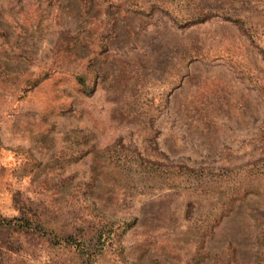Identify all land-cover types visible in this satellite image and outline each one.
Listing matches in <instances>:
<instances>
[{
    "label": "rangeland",
    "instance_id": "374dc122",
    "mask_svg": "<svg viewBox=\"0 0 264 264\" xmlns=\"http://www.w3.org/2000/svg\"><path fill=\"white\" fill-rule=\"evenodd\" d=\"M0 141V264H264V0H0ZM89 196L137 217L93 263L44 235Z\"/></svg>",
    "mask_w": 264,
    "mask_h": 264
},
{
    "label": "trees",
    "instance_id": "16d2710c",
    "mask_svg": "<svg viewBox=\"0 0 264 264\" xmlns=\"http://www.w3.org/2000/svg\"><path fill=\"white\" fill-rule=\"evenodd\" d=\"M89 70L91 69H87L86 71ZM44 74V77H47L49 72L46 71ZM75 79L80 89L85 93H92L95 88V83H97L95 79L90 81L88 73L85 72L76 73ZM136 153L137 155L135 154V158L130 157L133 154H126L122 159L115 160L111 162L112 164L104 165V167L115 169L117 170V173H127L129 165L136 163L147 172L146 175H148L149 178L165 177L166 175H170L172 172L175 176L184 175L190 179L191 177H200L204 172L202 169H196L186 164L148 159L140 153ZM222 170L227 173L230 171L229 168L226 167L222 168ZM263 170L264 158L250 162V166L247 169H244V171H248L249 175L254 179L262 173ZM262 176H264V174ZM89 197L90 198L86 203L88 204L86 210H89L90 218H84V222H87L88 225V229L86 231L82 230L79 233H68L62 238L55 232V230H47L44 235L55 244H58V242L62 243L63 241L66 246L74 248L83 261L93 263L97 259L98 255L101 254L105 247L109 244V240L113 242L116 237L120 236L119 233L122 232V230L126 231L128 228L133 226L137 221V217L121 219L122 222H117L114 217L105 212L95 198L91 196ZM32 227L33 223L28 219L16 216L6 217L0 215V229L21 228L23 230H28Z\"/></svg>",
    "mask_w": 264,
    "mask_h": 264
}]
</instances>
